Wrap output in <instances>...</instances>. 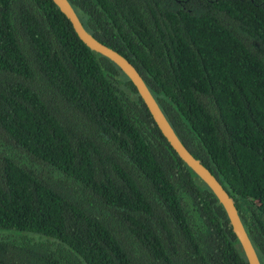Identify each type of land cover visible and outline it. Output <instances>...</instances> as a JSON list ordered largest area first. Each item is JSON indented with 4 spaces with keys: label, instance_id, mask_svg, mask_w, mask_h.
<instances>
[{
    "label": "trees",
    "instance_id": "1",
    "mask_svg": "<svg viewBox=\"0 0 264 264\" xmlns=\"http://www.w3.org/2000/svg\"><path fill=\"white\" fill-rule=\"evenodd\" d=\"M137 69L264 264V0H68ZM0 264H248L135 86L52 0H0Z\"/></svg>",
    "mask_w": 264,
    "mask_h": 264
},
{
    "label": "water",
    "instance_id": "2",
    "mask_svg": "<svg viewBox=\"0 0 264 264\" xmlns=\"http://www.w3.org/2000/svg\"><path fill=\"white\" fill-rule=\"evenodd\" d=\"M58 9L67 17L77 36L85 43V45L93 50L104 54L114 61L128 76L137 92L145 103L157 127L175 150L178 156L210 187L218 201L222 204L224 211L228 217L229 223L235 233L241 248L246 256L248 264H260L257 254L245 232L241 223L237 209L233 203L232 197L222 187L213 173L204 166L201 161L196 158L180 141L174 132L165 115L158 106L156 100L142 79L141 75L133 64L121 53L114 48L99 41L91 33H89L81 21L79 20L75 10L68 0H52Z\"/></svg>",
    "mask_w": 264,
    "mask_h": 264
}]
</instances>
